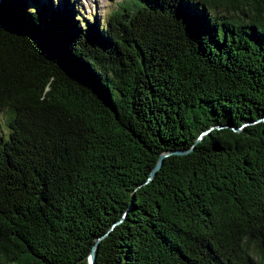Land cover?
<instances>
[{
  "label": "trees",
  "instance_id": "trees-1",
  "mask_svg": "<svg viewBox=\"0 0 264 264\" xmlns=\"http://www.w3.org/2000/svg\"><path fill=\"white\" fill-rule=\"evenodd\" d=\"M59 6L0 0V264H264V0Z\"/></svg>",
  "mask_w": 264,
  "mask_h": 264
},
{
  "label": "rangeland",
  "instance_id": "rangeland-1",
  "mask_svg": "<svg viewBox=\"0 0 264 264\" xmlns=\"http://www.w3.org/2000/svg\"><path fill=\"white\" fill-rule=\"evenodd\" d=\"M74 3L75 10H80L86 20L90 21L94 18L99 23H103L108 14L115 10L125 0H68ZM53 6L62 8L65 0H52ZM105 23V22H104ZM5 113L0 110V135H5V127L3 126Z\"/></svg>",
  "mask_w": 264,
  "mask_h": 264
},
{
  "label": "water",
  "instance_id": "water-1",
  "mask_svg": "<svg viewBox=\"0 0 264 264\" xmlns=\"http://www.w3.org/2000/svg\"><path fill=\"white\" fill-rule=\"evenodd\" d=\"M186 153V151H176V152H171V153H166V154H160L158 156V159H157V163L155 164V167L152 169V172H150L149 174V178L148 180H150L151 178H153L156 174V172L159 170V168L161 167V165H163V160L165 157L171 155V154H177V155H181V154H184ZM101 238H98L96 243L94 244V247H92L89 255H88V259H87V264H96L95 263V259H96V249L98 247V242Z\"/></svg>",
  "mask_w": 264,
  "mask_h": 264
}]
</instances>
